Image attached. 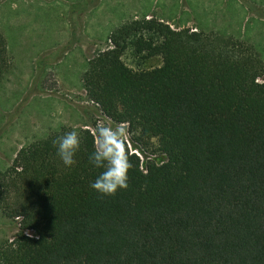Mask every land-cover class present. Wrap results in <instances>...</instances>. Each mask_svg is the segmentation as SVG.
Returning a JSON list of instances; mask_svg holds the SVG:
<instances>
[{
  "label": "trees",
  "instance_id": "16d2710c",
  "mask_svg": "<svg viewBox=\"0 0 264 264\" xmlns=\"http://www.w3.org/2000/svg\"><path fill=\"white\" fill-rule=\"evenodd\" d=\"M109 40L81 82L142 155L125 141L129 187H89L102 171L88 162L90 128H75L71 168L52 141L73 127L22 147L0 171V211L17 223L0 264H264V61L254 46L147 15ZM10 60L0 31V81Z\"/></svg>",
  "mask_w": 264,
  "mask_h": 264
},
{
  "label": "rangeland",
  "instance_id": "374dc122",
  "mask_svg": "<svg viewBox=\"0 0 264 264\" xmlns=\"http://www.w3.org/2000/svg\"><path fill=\"white\" fill-rule=\"evenodd\" d=\"M146 15L174 30L243 39L264 61V0H0V31L11 55L0 81V171L22 147L63 126L93 132L98 122L117 124L89 100L81 77L111 45V30ZM124 60L134 65L130 55ZM16 231L0 211V244Z\"/></svg>",
  "mask_w": 264,
  "mask_h": 264
},
{
  "label": "clouds",
  "instance_id": "9594fccd",
  "mask_svg": "<svg viewBox=\"0 0 264 264\" xmlns=\"http://www.w3.org/2000/svg\"><path fill=\"white\" fill-rule=\"evenodd\" d=\"M128 133L125 122L115 125L98 122L93 130L94 150L88 154V162L102 171L90 181L89 187L102 196H113L118 190L129 187V170L133 164L126 151ZM52 143L65 167L71 168L77 163L81 137L75 128L57 136Z\"/></svg>",
  "mask_w": 264,
  "mask_h": 264
},
{
  "label": "built area",
  "instance_id": "2783aa9c",
  "mask_svg": "<svg viewBox=\"0 0 264 264\" xmlns=\"http://www.w3.org/2000/svg\"><path fill=\"white\" fill-rule=\"evenodd\" d=\"M126 140H127V142L129 143V145H130L132 151H133V152H136L138 155L142 156V155L140 154V152L138 151V149L132 147V145H131V143H130L128 137H127ZM142 158H143V157H142Z\"/></svg>",
  "mask_w": 264,
  "mask_h": 264
},
{
  "label": "crops",
  "instance_id": "0c3cea01",
  "mask_svg": "<svg viewBox=\"0 0 264 264\" xmlns=\"http://www.w3.org/2000/svg\"><path fill=\"white\" fill-rule=\"evenodd\" d=\"M126 21H127V20H126ZM124 22H125V21H124ZM122 23H123V22H122ZM122 23H121V24H122ZM121 24H120V25H121ZM117 27H118V26H117ZM113 30H114V29H113ZM113 30H111V32H112ZM74 31H75V30H74ZM111 32H110V33H111Z\"/></svg>",
  "mask_w": 264,
  "mask_h": 264
}]
</instances>
